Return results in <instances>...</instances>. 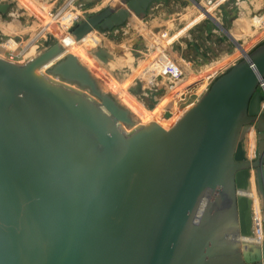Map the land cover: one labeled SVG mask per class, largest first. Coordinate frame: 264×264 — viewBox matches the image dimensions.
Segmentation results:
<instances>
[{
    "label": "water",
    "instance_id": "obj_1",
    "mask_svg": "<svg viewBox=\"0 0 264 264\" xmlns=\"http://www.w3.org/2000/svg\"><path fill=\"white\" fill-rule=\"evenodd\" d=\"M155 1L113 0L29 61L0 57V264H264V42L166 127L71 54Z\"/></svg>",
    "mask_w": 264,
    "mask_h": 264
},
{
    "label": "rangeland",
    "instance_id": "obj_2",
    "mask_svg": "<svg viewBox=\"0 0 264 264\" xmlns=\"http://www.w3.org/2000/svg\"><path fill=\"white\" fill-rule=\"evenodd\" d=\"M48 1L49 0H33V2H30L28 0H8V2L12 4V9L10 10L8 15L3 17L0 16V21L3 24H10L9 26H12L10 29H13L15 32L12 30L14 33H12V31L8 33V31H10V29L8 28L9 26L7 27L8 29L6 27L5 29H3V25L1 26L0 23V50L4 51L10 56H17L19 58L28 57L39 49L47 48L49 45L54 44L58 40L57 37H55L56 35L64 36L74 28V26L71 27L74 20L68 25H63L62 21L66 14L64 12L66 10L70 11L77 6L75 4L76 0H69L66 5L60 3L58 4V7L56 4L53 8H51L49 12L48 10H46L48 17L44 19H47L48 25L40 23V20L43 19L41 18L42 14H44V11L46 9L44 8V5ZM106 1L107 0H104L102 3H99V5L101 6L97 5L98 8L95 7V9H93V11H90L89 13L83 11L82 17H80L78 22H81L82 20L88 18V16L92 14L91 12L97 13L104 10V8L111 4L113 0H109L107 2ZM172 1L173 0L155 1L144 20H140L138 18L129 20L125 25L120 27L124 28L125 30H130L127 35H124V31H122L120 28H116L112 31H103L98 29L92 32V36L87 40L89 44L97 43L100 48H106L107 50L117 52V56L119 55L118 52L121 53V55L116 59L114 58V60L122 65L129 67L131 72L134 71L136 74L135 78L137 80V83L140 82L145 85V89L142 91L143 93L139 92L138 94H133L134 92H132L130 96L133 98L132 100L136 103V105L142 110L146 111L149 116H153L156 113L162 111V109H164L166 105H170V108H177L176 115H178L179 110L187 111L191 106L196 104L198 100L197 94V98L195 97L196 100H185L178 103V101L176 100H184L183 93L188 90V88H184L182 93L177 92L176 95H172L171 92H173L174 89L168 90L171 87V83L169 85L168 83L163 84L161 82L163 78V80H165L166 78L170 80V77H164L165 72H163L164 70H160V67H165L166 63L170 60L173 64H175L176 61L181 63L182 58L184 62L191 63L194 69L200 71L204 67L214 64L217 61H221L220 64H222V59H224L228 55H233L239 50L235 42L230 37H228L215 24L214 21L208 19V17L203 19L204 21L208 20L207 29L208 32H210L208 36H205L206 32L203 33L204 30L200 26V29H197L195 27L196 30H200V32L198 31L200 34L195 33V29H193L194 34H189L188 31L193 27L192 26L190 29H188V31L181 34L171 42V37L174 36L177 31H180L182 27L185 26V24L189 23L190 19L194 17L193 16L190 18L188 16L193 15L197 11V8L209 7L204 5L206 3L194 7L191 6L187 8L190 12L187 14H182L183 16L180 18V20H178V15L176 12L169 14L168 10L163 5L157 8L160 4L168 5ZM200 1L204 2V0H199V3H201ZM70 2L71 4L69 6ZM34 3L38 4H36L38 9L41 10V8H43L42 13H40L41 11H37L38 13H40V15H36L37 18H33L34 15H32L28 10V8L32 7ZM252 4H254V6L256 7H254ZM218 5H220V7ZM263 5L264 0H241L239 2L238 0H218L214 2L210 7L214 10L215 13L220 15V23L230 33H233L237 29V27L240 28L241 33L239 34L240 31L237 32L235 38L236 40L243 39V41H241L240 43L241 45H243L244 43L250 41L249 37L247 36L248 34H251V37H254L255 35L258 36L264 33V25L261 23L260 25L258 23V20H260V17L262 16L259 13L264 12ZM155 9L158 10V13H156L158 19L152 17L156 20L152 28L149 22L152 21L151 15L154 16ZM212 16L214 18L216 17V15ZM16 21L18 22L14 23ZM20 23H23V25H27L25 30L17 27V25ZM164 23L166 24V27ZM215 26L217 27V33L216 35H213L211 34V31ZM155 28L157 29L155 30ZM103 37L107 39L105 44H103ZM126 37H130V39L132 38L131 40H133L130 43L128 49L117 51L115 50L116 48L112 46V43H110L121 42ZM10 38L14 39L17 43L20 44V51L9 53L1 49V47H3V44H5ZM35 39H37L38 41H35ZM263 42L264 37L257 41L253 46H251L247 50V52H252ZM198 46H200L201 48H199ZM241 60L242 55H239L234 61L229 63L228 67L231 68L234 64H237ZM156 66H158V68ZM125 72L126 74H129L127 70H124V73ZM153 74L156 75V78L152 77ZM196 74L194 72L195 82H201L202 78L200 77V81H197ZM188 76H190V78H193L191 73H189ZM194 84L196 83H193V85ZM151 87H154V89L157 88L156 90L158 91L151 89ZM198 90L199 88H196L195 92H198ZM185 98L190 97L187 96ZM162 99L164 100V103Z\"/></svg>",
    "mask_w": 264,
    "mask_h": 264
},
{
    "label": "bare ground",
    "instance_id": "obj_3",
    "mask_svg": "<svg viewBox=\"0 0 264 264\" xmlns=\"http://www.w3.org/2000/svg\"><path fill=\"white\" fill-rule=\"evenodd\" d=\"M28 1L33 2V0H28ZM57 1L58 0H54V1L49 0L44 5V8H46V9L44 11V14H42V17H41L43 19L40 20V23L41 24L48 25L47 19H44V18L48 17V14H47V11L46 10H48V12H49L51 10V8H53L56 5ZM107 1H109V0H107ZM71 2L69 3V6H70ZM36 4L37 3H34L32 5V7H29L28 8L29 12L32 15H34L33 18H37L36 15H40V13H42V10H43V8H41V10L38 9V7L36 6ZM99 6H101V5H99ZM37 11L38 12L41 11V12L38 13ZM64 13H66V14H65V16L63 18V21H62V24L63 25L70 24L78 16H81L83 14L82 11L79 8H77V7L73 8V10H70V11H67L66 10ZM194 14H196V17H193ZM194 14L188 16L190 18L191 17H193V18L190 19L189 23L185 24V26L182 27V29L180 30L181 33H179L176 36H174L173 38H171V41H174L181 34L185 33L192 26H194L195 24L201 22V20H203L204 18H207V17L213 19L219 26H221V23H220V15H218L217 13H215L214 10L211 9V7H206V8H202L201 7V8H197V11ZM211 14L212 15H216V17L214 18ZM259 14L262 15V16L260 17V20H258V23L259 24L261 23V24L264 25V23H263V20H264L263 19L264 18V12L263 13L260 12ZM166 16H167V14H166ZM17 22L18 21L14 22V23H17ZM0 23H1V26H2L3 23L1 21H0ZM26 26L27 25H23V23H20V24L17 25V27L20 28V29L22 28V30H25L26 29ZM2 27L5 28V26H2ZM11 27L12 26H9L8 28L10 29ZM12 30L13 29H10V31H8V33H10ZM13 31H12V33L15 32V31L14 32ZM239 31H240V28L237 27V29L234 31L235 33L234 32L233 33L231 32L229 34V36L232 38V40L237 44V46H238L237 48L239 49L238 52L234 53L233 55L226 56L224 59H222V64H220V62L217 61L214 64H211V65H209L207 67H204L200 71H197V69L192 70V71H189V73H191V75L193 76V78L192 77L191 78L189 77L187 80H184L183 82L181 81V83L180 82L177 83V85L174 88H172L174 90H173V92H171V94L172 95H176L177 92H179V93L181 92L182 93L184 88H188V90H190V91H192L194 93L195 92V89H193L194 88L193 83H196L195 80H194V73H193L194 71L197 72V74L195 73L196 76H197V81H200V77H201L202 78L201 82H202L205 79H207L209 75H212V74L216 73L218 70H220L221 68H224L230 62L234 61L239 55H243L242 54L243 52H247V50L251 46H253L257 41H259L260 39H262L264 37V33L261 34V35H258V36L255 35L254 37H251L252 35L251 34H248L247 36L249 37V40L250 41L249 42H246L247 44L244 43L243 45H241L240 43H241V41H243V39L236 40V38H235L236 33L239 32ZM70 35L71 34L68 32L64 36H58V35H56L55 37H57V39L60 42H62L63 40H65ZM91 36H92V33H90L89 35H87L81 42H76L75 41L72 44V47H74V49L71 51V54L77 56L78 59L82 63H84L88 68H90L100 78H102L105 82H107L110 86H112L116 91H118L122 96H124L128 101H130L134 106H136L140 111H142L146 116H148L152 121L157 122L158 124H160L163 127H166V126H173L182 117V115L184 114V112L186 110L185 111L179 110L178 111L179 114L176 115L177 108H169V110L173 113V117H171L170 119H166L163 116L164 113H162L163 109H162V111L156 113L155 115L149 116V114L146 111H144L141 108H139L136 105V103L132 100L133 98L130 96V94H131L130 89L133 88V87H136V85L138 84L137 83V80L135 78V75H136L135 72L134 71H133L134 73L131 72V70H130L129 67L120 64L119 62L115 61L114 59L110 62V64L108 66L103 65L100 61H98L97 58L93 54V50L94 49H97V48L100 49V46L97 43L89 44V42L87 40ZM250 37H251V39H250ZM37 39H35V41H38ZM131 39H130V37H126L121 42H118V43L110 42V43H112V46L116 48L115 50L120 51L122 49H128L129 48L130 43L133 41ZM106 41H107V39L104 38V43L103 44H105ZM20 48H21L20 44L17 43L12 38H10L5 44H3V47H1V49L5 50V51H7L9 53L18 52V51H20ZM40 50L41 49H39L38 51H36L33 54L29 55L28 57H24V58H19L17 56H10V55L6 54L4 51L0 50V57L1 58H4V59H7V60H15V61H17L19 63H25V62L29 61L30 59H32L34 56H36L39 53ZM109 53L112 54L115 59L121 55V53L118 52L119 55L117 56L116 55L117 52L110 51V50H109ZM211 66H213V67L211 68ZM156 67L158 68V66H156ZM116 70H120L121 71V75L122 74L125 75V76L123 75L124 77L121 80H119L117 77H114L113 72L116 71ZM124 70H127L129 72V74L128 73L126 74V72L124 73ZM160 70H164V66L163 67H160ZM155 76L156 75H154V74L152 75V77H155ZM164 77H167V76L164 75ZM196 95L197 94H193L192 96L191 95L188 96L190 98H184V100H176V101H178V103H179L180 101L183 102L185 100H187V101H192L193 99L196 100L195 99ZM162 101L164 103V100L163 99H162ZM254 144H255V137H254L253 133L251 132L250 135H249V150H250V156H253V153H254V149H253L254 147L253 146H254ZM253 193H254V195H253V209H254V212L256 213L255 217H256V220L258 222V225L257 226H258L259 241L262 242V240H263V231L262 230H263V225H264L263 222L264 221H263L262 216L260 214L261 202H260V198H259V196H258V194L256 192L255 185L253 186Z\"/></svg>",
    "mask_w": 264,
    "mask_h": 264
},
{
    "label": "built area",
    "instance_id": "obj_4",
    "mask_svg": "<svg viewBox=\"0 0 264 264\" xmlns=\"http://www.w3.org/2000/svg\"><path fill=\"white\" fill-rule=\"evenodd\" d=\"M216 1H218V0H216ZM216 1H214V0H204V2L202 1V3H206L204 5L210 7ZM239 1H241V0H238V2ZM220 5H221V3H220ZM220 5H218V6L220 7ZM80 17H82V15L81 16H78L73 21L71 27L72 26H75L77 23H79L78 21H79ZM166 60H167V57H166ZM229 69L230 68L227 65L224 68H221L220 70H218L216 73H214L212 75H209L208 78L205 79L204 81H202V82H196V84H194V88H195V90H196V88H199L198 92L193 93L190 90H186L183 93V97L185 98V97L190 96L192 94H198V100H199L201 96H203L206 92L209 91V89L211 88L212 84L219 77H221L223 74H225ZM192 70H195L194 67L192 66V64L191 63L184 62V60H182V58H181V63L176 61V63L173 64L171 62V60H170L169 62L166 63V65L164 67L165 75L168 76V77H170V80L168 78H166L165 80L162 79L161 82L163 84L164 83H168L169 85L171 83V87L168 90H172V88H174L177 85V83H179L181 81L183 82L184 80H186V78L188 77L189 71H192ZM167 72H168V74H167ZM184 74H185V76H184ZM260 87H261V89H262V91L264 93V81L261 83V86ZM151 89L156 90L157 88L154 89V87H151ZM156 91H158V90H156ZM175 99H176V97H175ZM169 108H170V105H166L165 108L163 109L162 113H165L166 111H170Z\"/></svg>",
    "mask_w": 264,
    "mask_h": 264
},
{
    "label": "crops",
    "instance_id": "obj_5",
    "mask_svg": "<svg viewBox=\"0 0 264 264\" xmlns=\"http://www.w3.org/2000/svg\"><path fill=\"white\" fill-rule=\"evenodd\" d=\"M52 1H54V0H52ZM69 0H58L57 1V7H58V4H60V3H63L64 5H66V3L68 2ZM197 1V0H196ZM198 3H199V0L197 1ZM201 3H200V5H202L203 3H202V1H200ZM75 4L77 5L76 7L77 8H79L82 12L83 11H85V9H88V13L90 12V11H93V9H95V7H97V5H99V3H97V4H95V5H86L85 6V4L83 3V2H80L79 0H76V2H75ZM80 5V6H79ZM164 6V7H166V9L168 10V13L170 14V13H177V19L178 20H180V18L183 16L182 14H187V13H189L190 11H189V9H187V8H189V7H191V6H196L197 4H195L194 2H192L191 0L189 1V0H173L172 2H170L168 5H164V4H160V5H158V7L157 8H159V6ZM253 6H254V4H252ZM79 6V7H78ZM56 7V8H57ZM254 7H256V6H254ZM55 8V9H56ZM54 9V10H55ZM73 10V9H72ZM91 13H93V12H91ZM155 14H154V16H152L151 15V18L152 17H154L155 19L157 18L158 19V16H157V14L156 13H158V10H156L155 9V12H154ZM194 17H196V14H194ZM154 18H152L151 20V22H149L150 24H151V27L153 28V26H154V23L156 22V20L154 19ZM168 18V17H167ZM165 20H166V18H165ZM164 20V21H165ZM208 20H206V21H204V20H202L201 22H199V23H197V24H195L188 32H189V34L190 33H193L194 34V30L193 29H195V27L197 28V29H200V27H202L203 29H206L207 28V25H208V22H207ZM3 26H5V27H8L10 24H2ZM164 25H165V27H166V24L164 23ZM200 26V27H199ZM3 28V27H2ZM120 28V27H119ZM158 28V27H157ZM157 28H155V30L157 29ZM3 29H5V28H3ZM122 31H124V35L126 34L127 35V33L130 31L129 29L128 30H125L124 28H120ZM118 30V29H117ZM196 30V29H195ZM200 31V30H199ZM179 33H181V31H177L175 34H174V36H176L177 34H179ZM195 33H199L198 32V30H196V32ZM216 33H217V27L215 26L213 29H212V31H211V34H213V35H216ZM241 33V31L239 32V34ZM210 33H208V32H206L205 33V36H208ZM174 36H172L171 38H173ZM189 36V35H188ZM170 41H171V39H170ZM172 42V41H171ZM170 42V43H171ZM184 50V49H183ZM187 50H188V48H187ZM169 54V53H168ZM221 62V61H220ZM229 65V64H228ZM213 66H211V68H212ZM195 73H196V71H194ZM193 72V73H194ZM208 74V73H207ZM190 76H188L187 78H186V80L189 78Z\"/></svg>",
    "mask_w": 264,
    "mask_h": 264
},
{
    "label": "trees",
    "instance_id": "obj_6",
    "mask_svg": "<svg viewBox=\"0 0 264 264\" xmlns=\"http://www.w3.org/2000/svg\"><path fill=\"white\" fill-rule=\"evenodd\" d=\"M204 30V31H203ZM202 31H203V33L204 32H208V29L206 28V29H203ZM199 31V30H198ZM200 32V31H199ZM208 33H210V32H208ZM198 34H200V33H198ZM199 48H201L200 46H198Z\"/></svg>",
    "mask_w": 264,
    "mask_h": 264
},
{
    "label": "flooded vegetation",
    "instance_id": "obj_7",
    "mask_svg": "<svg viewBox=\"0 0 264 264\" xmlns=\"http://www.w3.org/2000/svg\"><path fill=\"white\" fill-rule=\"evenodd\" d=\"M119 28V27H118Z\"/></svg>",
    "mask_w": 264,
    "mask_h": 264
}]
</instances>
